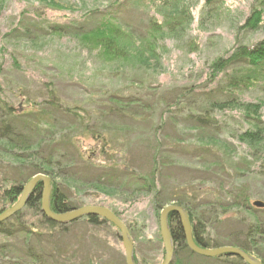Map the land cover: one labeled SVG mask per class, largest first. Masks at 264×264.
Masks as SVG:
<instances>
[{"label": "rangeland", "instance_id": "374dc122", "mask_svg": "<svg viewBox=\"0 0 264 264\" xmlns=\"http://www.w3.org/2000/svg\"><path fill=\"white\" fill-rule=\"evenodd\" d=\"M174 1L0 0V99L16 109L13 125L25 131L27 139L35 144L31 151L38 152L39 158L67 166L70 165L65 161L73 160L83 176L90 179L103 173L113 174L95 184L86 179L84 183L60 179L55 182L61 185L75 210L101 206L114 212L130 230L139 264H163L159 218L162 208L177 203L171 200L172 195L186 204L195 219L205 222L206 238L211 241L233 240L232 235L238 234L245 241L248 230H253V240L258 244L252 247L251 255L264 259V238L259 237L260 229H264V209L252 205L254 201L264 202V157L256 156L257 152L238 140L251 126L238 111L216 113L222 129L209 132L217 134V141L210 142L204 134L199 136L196 124L184 120L185 112L177 116L174 111L178 108L166 112L165 107L182 89L210 91L214 85L208 84L209 65L236 48L251 47L264 40V0H216L212 6L205 0ZM253 11L261 13L262 21L258 28L250 30L246 26ZM185 13H190L192 20L185 29L181 27L182 33L172 38L166 28L159 35L168 37L157 42L160 61L151 62L152 68L147 72L134 69L118 77L100 69L95 63L99 61L97 52L89 54L79 49L77 39L70 33L56 36L52 30L56 26L66 29L72 23L89 30L104 17L116 16L139 31L145 17H155L160 25L164 15L181 18L177 14ZM51 90L56 91L64 107H79L91 113H102L114 93L137 96L156 110L139 112L124 120L110 116L96 121L100 128L111 127V132L102 130L114 141L108 144L106 157L100 155L101 143L77 130L76 118L61 112L53 114L55 127L42 133L46 138L56 134L59 150L51 154L50 140L41 144V133L26 132L27 125L22 120L30 119L36 124L38 111L50 98ZM235 93L242 102L260 103L264 121V79L250 90ZM190 99L205 103L204 96L198 94ZM184 105L188 108V102ZM45 118L49 120L48 116ZM93 122H89V127ZM41 128L49 129L44 125ZM7 149L6 143L0 141V160L5 163L0 165V194L4 177L23 180L13 171L16 165L7 168L11 159L4 154ZM87 161L94 166L83 169ZM248 196L250 211L234 205L237 199L239 203ZM32 213L26 216L34 223L37 220ZM66 229V233L56 229L49 235L53 236L52 250L62 255V259L58 258L60 264H126L121 233L112 223L94 226L80 218ZM3 241L0 237V244ZM176 252L172 264H245L237 258L204 260L188 250Z\"/></svg>", "mask_w": 264, "mask_h": 264}, {"label": "trees", "instance_id": "16d2710c", "mask_svg": "<svg viewBox=\"0 0 264 264\" xmlns=\"http://www.w3.org/2000/svg\"><path fill=\"white\" fill-rule=\"evenodd\" d=\"M175 1L180 2L182 0ZM215 1L216 0H205V3H207L208 6H212L215 4ZM189 14L190 13L177 14L182 19L177 18L176 16L173 17V15H164V17H162L163 25L162 23L159 25L155 17H145L146 21L143 24L144 27L139 31L128 27L124 21L118 20L116 16L109 18L104 17L103 21L98 25L89 28V30L83 29L82 27L78 28L75 23H72L71 26L65 27L66 29L62 26H56L52 28V30L56 36L61 35V32L65 31L67 34L70 33L77 39L79 49L85 50L89 52V54L97 52L96 56L99 61H95V63L97 62L99 64L100 69H105L108 72H111L112 77H118L119 75L124 74V72L134 69L141 72H147L148 69L152 68L149 65L151 62L160 61L159 58L161 55L157 54L155 48L157 47V42L164 41L168 37L166 35L165 37L159 35L166 28L168 29V35L172 38L174 35L182 33L184 30H182L181 27L184 26L185 29L192 20V16ZM105 19H110V21H106ZM261 21V13L253 11L250 20L247 21L248 24L246 27L250 28V30L256 29L261 24ZM175 24L179 25V27L177 28V25ZM124 30L129 31V34L127 35ZM122 31H124V33ZM134 38L137 39L139 46H136ZM208 79V84H213L214 88H210V91H201L200 93L198 90L196 91L197 88L194 87L182 89L174 97L172 103H168L165 106L167 108L166 112L172 107L178 108L177 111H174L177 116L180 114L183 115L185 112L186 115H183L185 117L184 120L188 123L196 124L197 126L195 128L197 133H199V136L204 134L205 138L212 142L216 139L215 137L217 134L209 132L221 128L216 113L222 114V112L226 111H238L241 113L242 119L251 126L250 129L245 130V132L238 136V140L245 143L252 151L257 152L256 156L260 155L264 157V121L260 117L262 105L260 103L253 104L242 102L237 97V93H235L236 91H243V89L250 90L253 85L263 81L264 40L260 43L251 45V47L241 46L236 48L226 57H221L219 60L213 62L209 65ZM55 92V90L49 92L48 97L50 98L44 101L43 107L39 109L35 125L30 119H22L24 124L27 125L25 129L26 132L37 131L39 135L41 133V136L39 137L40 143H44L45 139L50 140L49 143L52 145L50 146L51 154L52 152L54 153L59 150L56 147L58 144L56 143V134H52L49 138H46L42 133L43 130L45 132L52 131L55 127L53 125L56 123V119L53 118V114L61 112L69 117L76 118L78 121L76 124L77 130H82L85 134L91 136L94 142L96 140L101 143L102 149L100 150V155L106 157L108 154L107 146L110 142L113 143L114 141L112 139L109 140L107 135L102 133V130L104 129L106 132H111V127L109 128L105 126L104 128H100L101 126H98L99 124H97L96 121L110 116L124 120L129 116H138L139 112L142 113L147 110H156L150 103L147 104L145 102L146 100L143 101L137 96L133 97L125 95V97H122L118 93H114L110 95V104H106V107L104 106L102 113H91L89 111H84V109L79 107H64L62 103H60V99L56 96ZM196 94L204 96L205 103L200 104V102H203L202 100L190 99ZM184 99L188 102V108L184 105L186 103L185 101V103L183 102ZM158 103L161 105L160 101ZM16 112V109L8 104L5 105L2 102V99H0V141L5 142L6 146H8V149L4 151V154L11 157L6 165L9 169L16 165V168H13V171L17 173V175L23 177L21 182L18 180H7V177H4V179L1 180L2 190L0 196L2 197L0 199V213L11 208L12 205L19 201L26 183L31 180L33 176L38 174L47 175L52 182L50 204L53 213H66L75 210L73 204L70 203L68 195L63 192L60 188L61 185L55 182V179H60L62 182L68 180L70 182L79 181L82 183H84L86 179L90 184H95L96 181L100 183L102 179L113 177L112 173H103L102 175L96 176L95 179H90L83 176V172L81 173L80 170L77 169L73 160L65 161L70 165L67 166L65 163H63V165L52 164V159L45 160L44 157L39 158L38 152L31 151L35 144L27 139L28 135H26L25 131H21L20 128L18 129L13 125L16 121ZM3 113H5L6 116ZM83 113L85 116L82 117L81 114ZM45 116H48L49 120H47ZM96 117L97 119H94ZM91 120L94 121L93 126L89 127V122ZM42 125L49 129L46 130L41 128ZM122 132L125 131L122 130ZM199 139L201 138L199 137ZM41 144L40 148L42 146ZM208 147L212 146L208 145ZM41 150L43 151V148H41ZM153 159L155 160L156 157ZM253 161L256 162L257 160L254 159ZM87 162L83 169L88 165L94 166L91 161ZM245 163L248 162L245 160ZM3 164L5 163L0 160V165L2 166ZM69 169L71 170L69 171ZM23 172H29V175L26 176ZM86 173L88 172L86 171ZM117 179L118 178L115 180ZM42 191L43 186L42 184H39L33 191L32 197L22 212L17 213L12 216V219L0 224V237L5 239V241L0 244V264H60L59 259H62V257H60L62 255L57 250H52L50 242L53 236L49 235H51L50 233H53L52 231L56 229L61 233H66V228L69 224L61 225L56 222L53 223L42 214ZM171 200L177 201L175 204L187 210L193 230V239L199 247L203 249H218L219 247L231 246L243 249L248 254H253V251H251L253 249L252 247L258 244H255L256 241L253 240V234L251 233L253 230H248L245 235V241H241V238L239 237L240 234H238V236L232 235L234 236L233 240L211 241L206 238L207 229L205 222L195 219V216H193L186 204L180 202V200H178V198L176 199L174 195H172ZM237 200L234 201L236 207L250 211V196H248V198L244 197L242 202L239 203H237ZM8 205L10 207H8ZM29 212H33L36 215V222L31 223L28 221L26 214ZM83 218L86 219V222L94 226L101 225V222L106 223V221L102 220L99 216H87ZM168 220L169 230L171 231L173 241H175V254L178 253L176 250L190 251L187 247L184 238V231L181 228V223L177 214H171L168 217ZM259 235L261 239L264 238V229H260ZM251 236L252 238H249ZM190 254L199 256L192 251H190ZM199 257L204 260L236 259V257L233 256H218V258ZM236 260L240 261L238 258ZM258 260L264 264L263 258ZM135 261L136 264H139L136 256Z\"/></svg>", "mask_w": 264, "mask_h": 264}, {"label": "water", "instance_id": "95a60500", "mask_svg": "<svg viewBox=\"0 0 264 264\" xmlns=\"http://www.w3.org/2000/svg\"><path fill=\"white\" fill-rule=\"evenodd\" d=\"M42 184V214L46 216L48 220L53 223L58 224H66L77 221L80 218L87 216H96L101 217L108 223H112L119 233H121V240L124 247L125 261L126 264H136L135 254H134V243L131 234L124 222L119 219L114 212L109 209H106L101 206H86L77 208L76 210L68 211L66 213H53L51 210L50 198L52 191V182L50 178L45 174H38L32 177L26 185L24 186L21 197L19 201L12 205V208L7 209L0 214V224L4 221H8L12 219V216L21 212L27 205L28 201L32 197V193L35 188ZM253 207L256 209H264V202L261 200L254 201L252 203ZM177 214L181 228L184 231V238L187 244V247L194 254H197L204 258H218V256H233L238 258L239 260H243L245 264H263L258 259H256L251 254H248L243 249H238L235 247H219L218 249H203L199 247V245L193 239V230L191 227V221L189 219L188 213L186 209L173 204L168 205L162 208V212L160 214V234L161 241L164 245L165 257L163 264H172L174 255H175V241H173L171 231L169 230V220L168 217L171 214Z\"/></svg>", "mask_w": 264, "mask_h": 264}, {"label": "bare ground", "instance_id": "6f19581e", "mask_svg": "<svg viewBox=\"0 0 264 264\" xmlns=\"http://www.w3.org/2000/svg\"><path fill=\"white\" fill-rule=\"evenodd\" d=\"M6 211V210H5ZM4 212V211H3ZM1 214V213H0ZM58 224V223H57ZM66 224H69V223H66ZM66 224H63V225H66ZM62 225V224H61Z\"/></svg>", "mask_w": 264, "mask_h": 264}]
</instances>
